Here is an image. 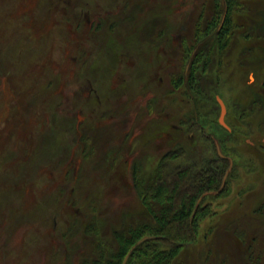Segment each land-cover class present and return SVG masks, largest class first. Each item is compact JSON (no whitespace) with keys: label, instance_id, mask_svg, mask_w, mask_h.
Returning <instances> with one entry per match:
<instances>
[{"label":"rangeland","instance_id":"obj_1","mask_svg":"<svg viewBox=\"0 0 264 264\" xmlns=\"http://www.w3.org/2000/svg\"><path fill=\"white\" fill-rule=\"evenodd\" d=\"M170 1L160 0L156 7H160L158 18L140 32L145 40L163 42L150 44L145 52L170 50L165 39L175 34L181 23L185 27L178 44L184 42V36L196 35L197 16L213 12L209 0H181L172 11L168 10ZM52 5L49 0H0V264H81L83 259L97 255V240L117 248L114 229L126 230L149 218L133 187L129 163H124L135 140L139 157L145 159L141 166L148 174L161 155L176 145L187 150L197 168L216 156L218 147L229 159V167L232 165L228 175L236 169L229 180L227 175V196L205 199L212 214L201 221L197 240L188 244L173 264H249L251 244L264 264V0H238L230 16V32L224 35L228 40L224 49L218 47L215 31L204 40L209 45L204 57L209 59L208 71L201 73L204 93L194 92L193 98L194 113L200 117L194 129L188 124L179 132L177 144H170L165 134L156 139L149 135L156 120V111L149 107L150 98L153 101L163 88L169 87L171 73L167 66L158 69V63L145 64L144 82L129 76V87L115 98L112 118L122 116L117 124V130L122 132H118L120 138H104L96 148L77 154L75 159L67 153L65 166L56 170L49 160L56 161L61 126L66 127L70 147L76 141L77 118L63 121L61 115H70L72 95L60 102L56 90L43 92L45 78L50 81L54 76L37 75L40 69L49 73L63 62L64 42L54 23L58 14L52 16ZM135 45L132 49H136ZM145 59L151 63L150 57ZM72 61L65 60L68 66H73ZM127 65L125 60L117 70L126 71ZM147 83L154 87L147 88ZM217 96L226 105L224 120L229 129L218 121L221 107ZM57 103L62 105L58 112L54 106ZM177 109L182 116L184 111L192 110L189 106ZM195 129L197 133L192 132ZM123 132L128 133V138ZM107 146L115 149L110 156L113 166L109 168L103 163ZM32 147L34 152L26 158ZM73 159L82 162L81 166L87 163L86 168L82 166L78 174L75 171L77 177L71 170L61 198L51 200L52 186L58 178L62 181ZM93 228L97 229L96 240L91 234L95 232Z\"/></svg>","mask_w":264,"mask_h":264},{"label":"flooded vegetation","instance_id":"obj_2","mask_svg":"<svg viewBox=\"0 0 264 264\" xmlns=\"http://www.w3.org/2000/svg\"><path fill=\"white\" fill-rule=\"evenodd\" d=\"M49 1L53 4L52 8H50L52 16L55 12L58 14L56 20L54 19V23L59 27V37L64 42L63 55H61L63 62H58L57 67L49 69V73L42 72V69H40L41 72L37 75L40 78L43 75L51 74L54 76L50 81L45 78V89H43V92L47 93L49 89L56 90L60 102L65 101L67 96L71 97L72 95L73 103L69 108L70 115H61L64 117L63 121L67 118H77L76 141L70 147H68L70 140L64 132L66 127L61 126V130L63 131L61 132L60 130V143L55 149L57 154L54 155V160L56 161L49 160V162L52 161L55 164L53 169L56 170V168L65 166L64 160L67 153L73 155L75 159L77 154L91 151L93 147L96 148L97 144L104 138L109 139L110 136L120 138L118 132H122L117 130V124L118 119H121L122 116L121 118H112L114 116L112 108L115 98H117L119 93H123L129 87V76L133 75V81H139L141 79V82H144L145 71L143 67H145V64L155 65L158 63V69L167 66L171 73L169 87L163 88L159 92L158 98H155L153 101L150 98L149 107L156 111V114H154L156 120L153 121V130L151 128L149 131L152 134L149 135H153V138L156 139L160 135L165 134L169 136V140H171L170 144H177L178 138L176 136L179 132L184 129L185 125L189 124V127H193L200 117L198 112L194 113L195 101L193 98L194 92L198 95L204 93L202 89H194L202 77V75L201 77L199 76V72L205 62L204 57L209 53L207 52L209 45H206L204 40L206 38L208 39L213 31L218 33L226 22L228 11L227 1L209 0L212 3L213 12L209 16L204 14L197 16L194 22V26L197 29L195 30L196 35L190 36L189 38L184 36V42L180 41L178 44L177 39L181 38V31L185 27V23H181L179 30L165 39L170 43L171 51L165 49L164 52H159V54H155L154 51L145 52V49L150 44H155V42L159 44L163 42H159L157 39L145 40L146 36L141 35L140 32H142V29L143 32L145 31V26L151 27L153 25L152 23L156 20L155 18H158L160 7L158 9L156 7L160 4V0L157 4L156 0L153 3L149 2V0ZM182 2L181 0H171L170 5H168V10L172 11L175 6H178ZM142 14H148V16L142 17ZM216 33L213 36L218 41L219 33ZM160 35L161 32L158 35V39L161 40ZM132 44H136V49H132ZM147 57L151 58V63H146L147 60L145 58ZM71 58L73 60V66H68L65 60ZM196 58H200L201 61L199 60L194 63ZM125 60L128 61L129 65H127L126 71L122 69L119 72L117 66L119 63L124 66ZM165 60L168 63L164 64ZM69 69L71 70L68 74H71L69 78H66ZM8 71H11V68ZM121 75L123 76L121 77ZM160 80L162 79L160 78ZM146 87L152 88L154 86L147 83ZM162 99L166 101L162 102ZM154 103L156 104L153 105ZM59 104L54 105L56 112L60 111L58 109L62 106ZM49 106L54 108L52 104ZM181 106H189L192 110L184 111L183 113L185 115L182 116L178 114L177 109V107ZM39 121L43 122V119ZM108 128H112L109 133L106 132ZM201 128V126L198 127V129ZM125 135L128 138L127 132ZM47 136L48 134L44 135V137ZM205 136L211 137L209 134H205ZM137 145V140L132 141L127 151V156L124 159V163H129L132 182L133 172L136 169L144 171L141 165L144 164L145 159L143 161L139 157ZM118 146L119 144H116V150H118ZM115 149L112 146H107L105 153L106 161L103 163L107 164L108 168L113 166V160H111L112 158L110 156ZM34 150L35 148L32 147V151L27 154L26 158ZM216 155L220 158L227 157L218 147L216 148ZM32 158L31 156L29 160H32ZM74 159V163L71 166L69 165L65 174L61 176L62 181H58L59 178H55L57 182L52 186L54 188L49 196V198L53 197L51 200L61 198L59 195L67 178L70 177L71 170H74L75 176L77 177L78 175H76L75 171L78 174L79 170H82V166L86 168L87 163L85 166H81L82 162L77 163ZM89 166L92 167L91 165ZM48 181L53 182L54 179L48 178ZM68 202H70V199H68ZM54 222L56 223V220ZM94 224L97 225L96 223ZM65 228L66 230L68 229V227Z\"/></svg>","mask_w":264,"mask_h":264},{"label":"trees","instance_id":"obj_3","mask_svg":"<svg viewBox=\"0 0 264 264\" xmlns=\"http://www.w3.org/2000/svg\"><path fill=\"white\" fill-rule=\"evenodd\" d=\"M226 1L228 4L226 22L218 32L217 44L220 49H224L228 44L224 35L230 32V16L238 2ZM199 60L200 58H196L194 63ZM208 60L205 59L203 63L199 72L200 77L203 71H208ZM201 81L200 79L197 82L195 90L201 89ZM193 131L197 133L198 129ZM225 131L230 134L228 130ZM187 154L184 147L176 145L158 159L150 174L141 169L133 172L135 192L149 218L142 219L136 225H130L126 230L114 229L113 238L117 248L109 242L97 240V247H94V251L98 250L97 255L83 259L81 264H122L123 258L132 246L145 236L147 238L131 251L126 264H173L188 244L197 240L199 224L212 214L210 204L205 203V199L227 196L230 191V185L226 181L218 194L213 193L222 185L226 169L229 168V159L216 155L204 160L203 167L197 168L196 163L189 160ZM179 161L184 164L179 165ZM235 171L234 167L227 180ZM93 230L95 232L91 234L94 235L93 240H96L97 229ZM262 249L261 247L263 253ZM248 250L249 264H262L263 259L260 254L256 255L252 244Z\"/></svg>","mask_w":264,"mask_h":264},{"label":"water","instance_id":"obj_4","mask_svg":"<svg viewBox=\"0 0 264 264\" xmlns=\"http://www.w3.org/2000/svg\"><path fill=\"white\" fill-rule=\"evenodd\" d=\"M217 100H218V102H219V104H220V107H221V108H220L219 122H220L222 125H224L225 127L229 128V127L227 126L225 120H224V117H225V114H226V105H225V103L223 102V100H222L219 96L217 97ZM231 168H232V165H230V167H229L228 170L226 171V173H225V175H224V177H223V181H222V185H221V187L219 188V190L214 191V194L219 193V192L223 189V187L225 186L226 178H227L228 172L231 170ZM146 238H147V236L141 238L140 240H138V241L136 242V244H134V245L132 246V248L130 249V251H129V252L127 253V255L125 256V258H124L122 264H125V262L127 261V258H128V256H129V254H130V252L136 247V245L139 244L140 242H142L143 240H145Z\"/></svg>","mask_w":264,"mask_h":264},{"label":"bare ground","instance_id":"obj_5","mask_svg":"<svg viewBox=\"0 0 264 264\" xmlns=\"http://www.w3.org/2000/svg\"><path fill=\"white\" fill-rule=\"evenodd\" d=\"M130 251V250H129ZM131 253V252H130ZM127 255V254H126ZM129 257V256H128ZM125 258V257H124ZM128 259V258H127Z\"/></svg>","mask_w":264,"mask_h":264}]
</instances>
